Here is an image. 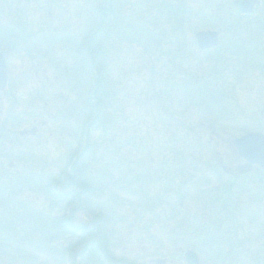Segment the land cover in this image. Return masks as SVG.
I'll list each match as a JSON object with an SVG mask.
<instances>
[{
    "label": "rangeland",
    "instance_id": "374dc122",
    "mask_svg": "<svg viewBox=\"0 0 264 264\" xmlns=\"http://www.w3.org/2000/svg\"><path fill=\"white\" fill-rule=\"evenodd\" d=\"M96 24L108 94L87 133L99 88L82 40ZM210 29L219 43L201 48ZM0 52V264H70L60 248L75 237L53 217L96 227L98 212L124 263L187 264L193 250L200 264H264V169L242 173L233 140L264 134V0L249 13L235 0H0ZM79 163L81 202L53 181Z\"/></svg>",
    "mask_w": 264,
    "mask_h": 264
},
{
    "label": "trees",
    "instance_id": "16d2710c",
    "mask_svg": "<svg viewBox=\"0 0 264 264\" xmlns=\"http://www.w3.org/2000/svg\"><path fill=\"white\" fill-rule=\"evenodd\" d=\"M106 3L107 2L104 3L103 9L101 10V13L99 16L100 20L103 17V21L109 9V7L107 6L108 4ZM103 29L104 27L102 24L100 25L96 24L95 28L93 27L88 32V35L85 36L82 40L84 41L83 44H84L85 52L87 55L89 54L88 55L90 58L89 64L93 71L96 70V73L98 75L95 78V80H96V87L98 86L99 88L94 92V96H93V103H94V106H96L97 108V114H94V123L92 122L91 126H88V128L86 129L87 133H89V128H91L92 125H95L97 122H100V123L104 122V121H101L103 118L101 117L102 111H103L102 106H105L107 104V100L104 99L105 97L104 93L108 94V92H104V88L102 87L103 78H101L102 73L104 72L101 66V63L104 60V56H105V46L103 45L104 46L103 47L95 43V40L99 38L100 35H102V37H104V34L105 36L107 35L106 30H103ZM102 30L104 34L102 33ZM210 107H213V106H210ZM90 146L91 144H88V146L84 149V152L82 153V157L86 155V152L89 150ZM75 168H76L75 172L68 174L66 178L64 179L59 178L58 180H53V181L54 182L59 181V183L61 184V188L65 190L64 195L71 198L72 195L66 194V191H68L70 187L72 189L71 192L75 193V196L77 198L76 201L81 202V195H83V193L85 192L90 191V186L87 183V178L85 177L86 164L83 163L81 165L79 163L76 165ZM84 184H85V189L82 191L81 188ZM97 215L98 216H94L92 220L93 223L96 220V227L94 225L89 227V224L91 223L90 220H87V221L84 220L78 223L73 220L72 216L67 217L64 214L62 216L53 217V221L56 224V226L65 227V230H67L68 233H70V237L71 236L75 237V239H72L71 242L67 241V245L65 247L60 248V252L63 254L65 262L67 261L68 254L70 255V259H68V261L70 260V264H76V263L77 264H93L92 261H93L94 256L98 257L100 264H114V263L123 262L121 259H116L115 257H113L110 254L109 250L106 249V246H105L107 245L105 242L106 239H103V235H102V221H103L104 214L102 215L101 213L98 212ZM48 223L49 221L45 222L44 224H48ZM60 239L61 237L57 235L53 242L55 243ZM55 247H57V245H54V247H52L51 249H56ZM72 253L73 254L75 253V254L72 256L71 255ZM99 263H96V264H99Z\"/></svg>",
    "mask_w": 264,
    "mask_h": 264
},
{
    "label": "water",
    "instance_id": "95a60500",
    "mask_svg": "<svg viewBox=\"0 0 264 264\" xmlns=\"http://www.w3.org/2000/svg\"><path fill=\"white\" fill-rule=\"evenodd\" d=\"M235 4L239 5L242 12L249 13L254 6L258 4V0H235ZM199 46L201 48H210L218 44V31L205 30L197 34ZM7 67L4 56L0 52V86H4L7 81ZM234 144L240 157L247 160L244 166H240L242 173L249 172L254 164L264 168V134L260 132H250L241 137L234 138ZM225 169V168H224ZM186 259L189 264H199L198 254L189 250L186 253ZM161 264L164 261H159Z\"/></svg>",
    "mask_w": 264,
    "mask_h": 264
},
{
    "label": "flooded vegetation",
    "instance_id": "af4514ba",
    "mask_svg": "<svg viewBox=\"0 0 264 264\" xmlns=\"http://www.w3.org/2000/svg\"><path fill=\"white\" fill-rule=\"evenodd\" d=\"M114 264H128V263H123V262H120V263H114ZM157 264H161L160 262H158Z\"/></svg>",
    "mask_w": 264,
    "mask_h": 264
}]
</instances>
